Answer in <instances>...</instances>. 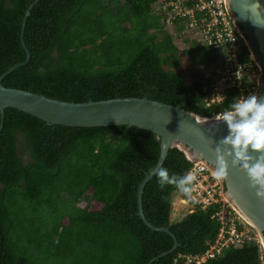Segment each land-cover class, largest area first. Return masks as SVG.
<instances>
[{"label": "trees", "instance_id": "obj_1", "mask_svg": "<svg viewBox=\"0 0 264 264\" xmlns=\"http://www.w3.org/2000/svg\"><path fill=\"white\" fill-rule=\"evenodd\" d=\"M34 0H0V75L25 58L24 12ZM156 0H37L25 18V65L2 80L14 88L73 103L142 98L201 118L219 115L233 89L207 103L222 57L209 46L185 47L161 30ZM251 62L245 44L237 53ZM254 84L253 81L249 83ZM158 137L132 126L46 125L15 109L0 128V264H181L201 255L218 233V205L170 220L173 185L156 177L136 191L157 162ZM190 162L170 148L161 167L182 175ZM82 199L88 201L84 208ZM86 204V203H85ZM157 257L155 260L153 258ZM201 264H261L256 241L228 247Z\"/></svg>", "mask_w": 264, "mask_h": 264}, {"label": "water", "instance_id": "obj_2", "mask_svg": "<svg viewBox=\"0 0 264 264\" xmlns=\"http://www.w3.org/2000/svg\"><path fill=\"white\" fill-rule=\"evenodd\" d=\"M36 2L37 0H34L28 6L22 18L20 45L25 54L24 61L14 64L0 75V128L2 112L6 108L15 109L37 118L46 125L80 128L132 126L149 131L158 137L159 154L152 169L161 167L168 149L173 147L181 150L187 159L202 161L212 169L215 161L213 150L227 135L225 123L218 121V118H201L177 106L151 101L145 97L73 103L51 99L29 91L3 87L1 80L15 68L25 65L29 59L22 32L25 18ZM260 2L264 5V0ZM224 4L246 48L259 68L255 95L264 97V29L253 26L247 19L240 18V15L246 14L241 8L240 0H224ZM224 147L226 146H221L222 151ZM250 155L253 156L254 162L257 155H264V153H250ZM153 175L151 171L145 174L137 187L136 215L149 230L163 232L172 239V247L159 255L164 256L172 252L178 244L167 228L150 225L141 209L142 189ZM221 182L225 196L259 235L264 247V200L256 198L255 189L249 186L246 174L238 166L232 167L230 160H228L227 175Z\"/></svg>", "mask_w": 264, "mask_h": 264}, {"label": "built area", "instance_id": "obj_3", "mask_svg": "<svg viewBox=\"0 0 264 264\" xmlns=\"http://www.w3.org/2000/svg\"><path fill=\"white\" fill-rule=\"evenodd\" d=\"M153 8L157 13L165 15L161 30L172 40L186 35L185 47L209 46L221 55V63L214 70V83L210 87L207 103L221 100L229 89L237 92L236 98L254 94L258 66L253 61L246 64L238 61L237 53L244 41L227 13L224 0H156ZM252 81L254 84L250 85ZM187 160L191 164L188 171L196 177L192 185V198H186L188 212L193 206L205 209L218 205L217 211L211 216L219 224L214 242L201 255L178 257L181 264H201L206 259L218 256L224 249L237 247L252 238L240 226L238 218L223 204L221 181L212 178V169L202 161ZM179 201L185 204L184 198Z\"/></svg>", "mask_w": 264, "mask_h": 264}, {"label": "clouds", "instance_id": "obj_4", "mask_svg": "<svg viewBox=\"0 0 264 264\" xmlns=\"http://www.w3.org/2000/svg\"><path fill=\"white\" fill-rule=\"evenodd\" d=\"M241 8L246 13L240 15L253 26L264 29V5L260 0H240ZM218 121H223L227 127V135L213 150L215 161L211 176L216 181H222L227 175L228 160L232 167H239L248 180L249 186L255 189L257 199L264 200V155H257L253 162L250 153H264V97L247 95L235 98L223 110ZM221 146L224 147L223 151ZM230 158V159H229ZM156 177V183L161 189L165 185H173L175 189L191 199L193 181L196 179L191 171L182 175L169 174L165 167L150 170Z\"/></svg>", "mask_w": 264, "mask_h": 264}, {"label": "rangeland", "instance_id": "obj_5", "mask_svg": "<svg viewBox=\"0 0 264 264\" xmlns=\"http://www.w3.org/2000/svg\"><path fill=\"white\" fill-rule=\"evenodd\" d=\"M249 57H251V61H253L254 63H256L252 57V55L250 54ZM257 65V64H256ZM259 68L256 69V72H255V81H256V86H255V90H254V94L255 95V92H256V89H257V79H258V76H259ZM218 87H221L220 84H218ZM221 186H222V182H221ZM223 188V187H222ZM221 193V192H220ZM222 201H223V204L228 208V210L233 213V215L235 217L238 218V221L240 223V226L248 232V235L251 236V238L256 241L258 247H259V253H260V262L261 264H264V247L261 243V240H260V237L259 235L255 232V230L252 228V226L246 222L244 219H242L241 216H239L240 214L236 212V210H234L232 208V205L230 203V201L227 199V197L225 196L224 194V191L222 189ZM181 198H184L185 199V204H181V202L179 201V199ZM187 197L184 196L183 194L179 193L178 191H175L173 194H172V197H171V212H170V220L171 221H176L178 219H180L183 215H185L187 212H188V209H189V204L187 203ZM82 202H84V208L87 207V202L85 199H82ZM86 203V204H85ZM232 209H231V208Z\"/></svg>", "mask_w": 264, "mask_h": 264}, {"label": "bare ground", "instance_id": "obj_6", "mask_svg": "<svg viewBox=\"0 0 264 264\" xmlns=\"http://www.w3.org/2000/svg\"><path fill=\"white\" fill-rule=\"evenodd\" d=\"M231 205H232V204H231ZM232 208H233L234 210H236L235 207H234L233 205H232ZM236 212L239 213L237 210H236ZM239 214H240V213H239ZM240 216H241V217L247 222V220H246L241 214H240Z\"/></svg>", "mask_w": 264, "mask_h": 264}, {"label": "flooded vegetation", "instance_id": "obj_7", "mask_svg": "<svg viewBox=\"0 0 264 264\" xmlns=\"http://www.w3.org/2000/svg\"><path fill=\"white\" fill-rule=\"evenodd\" d=\"M223 189H224V186H223ZM240 216V215H239ZM243 219V218H242Z\"/></svg>", "mask_w": 264, "mask_h": 264}]
</instances>
